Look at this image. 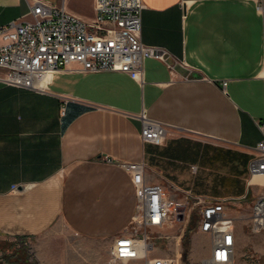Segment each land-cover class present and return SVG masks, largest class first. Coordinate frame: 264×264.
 Listing matches in <instances>:
<instances>
[{
  "label": "crops",
  "instance_id": "crops-1",
  "mask_svg": "<svg viewBox=\"0 0 264 264\" xmlns=\"http://www.w3.org/2000/svg\"><path fill=\"white\" fill-rule=\"evenodd\" d=\"M46 1L95 15L94 0ZM142 2L141 41L168 51L173 69L154 56L138 77L65 70L42 92L6 84L0 68V234L32 238L38 264H118L109 251L132 233L137 206L122 164L141 163L172 199L222 200L234 263L250 264L244 249L264 250V231L250 236L242 224L264 191L248 171L264 137V0ZM30 10V0H0V27ZM143 113L166 127L162 143L142 141ZM145 231L149 259L181 260L182 230Z\"/></svg>",
  "mask_w": 264,
  "mask_h": 264
},
{
  "label": "built area",
  "instance_id": "built-area-1",
  "mask_svg": "<svg viewBox=\"0 0 264 264\" xmlns=\"http://www.w3.org/2000/svg\"><path fill=\"white\" fill-rule=\"evenodd\" d=\"M30 1L27 16L0 27V68L6 71L3 81L8 85L44 92L54 75L65 70L118 71L138 77L142 75L143 61L154 56L170 69L174 67L168 51L141 41L142 0H94L95 15L91 19L79 17L54 2ZM140 118L142 141L162 143L166 127L144 113ZM122 167L134 185L136 214L132 233L117 237L110 248L109 262L142 258L146 264H177L171 256L149 259L153 244L146 231L143 235L141 232L148 226L161 229L173 225L179 212L186 211L190 199L169 197L163 184L146 180L141 163H123ZM248 171L251 176L264 177V137L250 156ZM224 209L219 199L200 204L198 231L211 240V253L201 264H235L234 219ZM252 210V232L264 231V191L257 196Z\"/></svg>",
  "mask_w": 264,
  "mask_h": 264
},
{
  "label": "rangeland",
  "instance_id": "rangeland-1",
  "mask_svg": "<svg viewBox=\"0 0 264 264\" xmlns=\"http://www.w3.org/2000/svg\"><path fill=\"white\" fill-rule=\"evenodd\" d=\"M87 8L89 0H77ZM252 177V176H251ZM257 177H253L252 181ZM255 181V180H254ZM183 197L188 196L190 204L184 212L183 216L181 212L178 214V220L174 223L175 228L182 230L184 234L183 248L181 250V260L177 264H201L202 260L210 255L211 240L210 238L198 231V218H199V207L203 202L201 198H196L189 191L182 192ZM257 199V198H256ZM256 199L253 200V204ZM217 199H210L206 201H213ZM250 203L247 202L241 206L246 213H251L249 208ZM253 208V207H252ZM244 230L247 234L252 236L256 234L252 232L250 217L246 216L242 220ZM154 237H161V234L157 232L153 233ZM153 244L154 242L149 239ZM193 241V244H192ZM193 246V247H192ZM245 261L250 264H264V250H258L252 246L244 249ZM128 262H120L118 264H130ZM0 264H38L35 258L33 250V239L28 237H8L0 234Z\"/></svg>",
  "mask_w": 264,
  "mask_h": 264
},
{
  "label": "bare ground",
  "instance_id": "bare-ground-1",
  "mask_svg": "<svg viewBox=\"0 0 264 264\" xmlns=\"http://www.w3.org/2000/svg\"><path fill=\"white\" fill-rule=\"evenodd\" d=\"M254 176H259V175H254Z\"/></svg>",
  "mask_w": 264,
  "mask_h": 264
}]
</instances>
